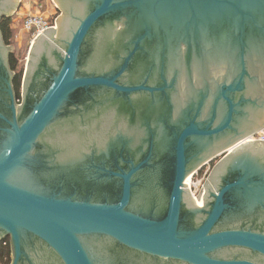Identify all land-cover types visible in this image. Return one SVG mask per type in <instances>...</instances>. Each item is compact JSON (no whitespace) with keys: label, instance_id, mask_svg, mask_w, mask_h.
I'll list each match as a JSON object with an SVG mask.
<instances>
[{"label":"water","instance_id":"1","mask_svg":"<svg viewBox=\"0 0 264 264\" xmlns=\"http://www.w3.org/2000/svg\"><path fill=\"white\" fill-rule=\"evenodd\" d=\"M56 1L64 12L57 38L42 41L48 31L37 38L21 105L0 29V72L7 73L6 83L0 73V242L10 238L11 264H123L115 249L188 264H258L220 254L236 247L264 257V140L247 141L264 130V0ZM16 6L0 0V18ZM120 25L125 47L109 44ZM142 54L159 68L161 81L123 82ZM184 55L203 67L223 66L228 75L214 80V93L199 91L198 102L183 109L171 155L169 147L165 154L169 166L155 169L151 154L125 160V168L117 156L113 164L106 157L83 172L92 179H77V161L95 155L75 148L65 130L62 138L53 133L60 121L71 125L69 108L107 91L127 99L160 93L165 103ZM45 58L50 67L41 74ZM251 68L263 77L254 91L259 96L245 92L248 82L259 80ZM210 94L209 117L202 120ZM232 145L239 147L223 160L205 207L186 213V178ZM82 186L102 197L73 195ZM198 211L205 215L192 221Z\"/></svg>","mask_w":264,"mask_h":264},{"label":"flooded vegetation","instance_id":"2","mask_svg":"<svg viewBox=\"0 0 264 264\" xmlns=\"http://www.w3.org/2000/svg\"><path fill=\"white\" fill-rule=\"evenodd\" d=\"M15 3L17 6L12 13H5L0 18V21L4 17L15 18L16 12H18L21 7V1L17 2L15 0ZM38 3L42 4L48 12H51L56 16L55 26H53L47 32L48 34L42 39L44 42L51 43L57 38L59 32V20L62 18L64 12L56 0H49V2L47 0H38ZM1 33L5 45L10 49L8 63L13 72L12 85L14 88L13 80L15 73L12 70L10 63V55L14 51L11 44L5 42L2 29ZM123 34H125L123 26L120 25L119 29L113 33V37L109 40V44L115 46V44L119 43L118 45L125 47L127 38ZM53 37H55L54 40L52 39ZM36 40L28 50L27 62ZM48 61L49 58H45L41 68V74H44L45 72L44 67H50ZM146 61L147 59H145L143 54L137 57L129 70L123 74L121 80L127 83L131 82V80L132 83H140L143 82V77H149L147 82L150 84L160 82L161 72L159 68L154 67L152 69L151 64ZM178 68V83L168 92V99L165 103H163L164 100L160 96V93H155L154 96H152L151 93L142 91L128 96L129 99H127V97L123 96L115 97L114 92L107 91L101 95H97L94 99L88 97L86 100L69 108L66 118L70 120L71 125L63 128L65 122L60 121L53 133H56L59 138H62L61 131L65 130L71 135L69 138H73L70 139L73 141L72 145L75 148H90V152H86V154L95 155V158L92 160H87L82 163L77 161L78 163L73 170L74 176L77 179H85L86 177L92 179L95 175L88 174L89 176H87V174H84L83 172H87L93 169V167L103 164L106 157H110L109 164H113V158L117 156L119 164L121 167L125 168V166L129 165L125 160L131 159L136 163L151 154L152 164L155 169L163 167L167 168L169 166V164L166 165L167 158L165 154L169 147L171 155L173 140L171 134L173 129H176L178 123L184 117L183 109L191 108L194 106L193 102H198L197 93L199 91L209 90L211 93H214L217 88L214 80L221 77V73L228 75V73H226L227 69L223 66L208 64L203 67L196 65L194 62L189 63L188 57L185 55ZM251 72L257 75L259 80L248 82L245 92L247 93V96H251V91L253 92V96H259V92L257 91L254 93V91L257 90V86L260 85L258 83L263 77L252 68ZM0 73L2 81L6 83L7 73L4 70ZM174 74L175 70L171 67L168 71L169 78L171 79ZM261 86L262 89H264V85ZM14 92L16 102L21 105L22 97H17L15 88ZM212 99V94H210L205 109L203 108L201 111L200 118L202 120H206L209 117L208 113L210 111L209 108ZM150 106H153V108L150 109ZM165 107H169L170 110L165 112ZM247 141L251 140L248 139ZM238 147V145H232L223 151L217 152L207 161L203 162L186 178V186L188 185L187 181L189 179L202 180L198 189L200 192V195L198 196H196L197 194L194 195L187 186V193L184 198V208L186 213L194 210L195 206L200 208L205 207V203L209 201L210 188H212L211 190L215 189L216 184L219 182L218 174L224 170L223 160L235 152ZM107 149H109V155L104 153ZM209 150V152L212 151L211 147ZM150 170L151 168L149 171ZM138 177L139 176H137L136 179ZM149 178L155 182L158 179L157 176L153 175H150ZM83 188L84 186L73 195L77 197H102L101 194H103V192H88L84 191ZM204 212L205 211H198L192 221H197L203 218L205 215ZM261 212L264 213V211ZM116 250L118 249H115L114 255L115 257L120 258V262L123 261V264H188L178 260H166L142 255L141 253L127 252L123 249H121L122 251ZM220 255L228 258H245L257 262L258 264H264V257L248 249L236 247L228 248L223 250Z\"/></svg>","mask_w":264,"mask_h":264},{"label":"built area","instance_id":"3","mask_svg":"<svg viewBox=\"0 0 264 264\" xmlns=\"http://www.w3.org/2000/svg\"><path fill=\"white\" fill-rule=\"evenodd\" d=\"M31 5H33L34 8H32ZM23 14L24 15L21 16L22 17L21 30L24 31L26 34H28V38H29L28 42L30 44L29 48H31V46L38 37L45 34L53 26H55L56 16L55 14L48 12L47 9H45L42 4L38 3V1L34 2V4L31 3L30 7ZM19 19L21 18L19 17ZM15 20L13 21V27ZM258 139L264 140V130L260 131L255 135H252L249 138V140L251 141ZM201 182L202 180L199 179L197 180L189 179L187 181V183L189 184L190 191L194 195L197 194L196 196L200 195L198 189L200 187Z\"/></svg>","mask_w":264,"mask_h":264},{"label":"trees","instance_id":"4","mask_svg":"<svg viewBox=\"0 0 264 264\" xmlns=\"http://www.w3.org/2000/svg\"><path fill=\"white\" fill-rule=\"evenodd\" d=\"M13 18L4 17L0 21V26L3 32L5 42L7 44L13 43L14 28ZM11 68L15 73L14 76V88L18 98H21L22 82L25 71V66H20V57L15 52L10 55ZM12 262V250L10 238H6L0 242V264H11Z\"/></svg>","mask_w":264,"mask_h":264},{"label":"rangeland","instance_id":"5","mask_svg":"<svg viewBox=\"0 0 264 264\" xmlns=\"http://www.w3.org/2000/svg\"><path fill=\"white\" fill-rule=\"evenodd\" d=\"M21 1V7L18 10V12H16L15 15V22H14V35H13V43L11 44V46L13 47V51L19 55L20 57V66L24 65L26 68V63H27V57H28V50H29V38H28V34H26L24 31L21 30V23H22V17L27 9L30 7V4H34V2L38 1V0H19V2ZM49 2V0H47ZM32 8H34L33 5H31ZM19 17L21 19H19ZM13 20V21H14ZM18 20V21H17ZM22 102V100H21Z\"/></svg>","mask_w":264,"mask_h":264}]
</instances>
